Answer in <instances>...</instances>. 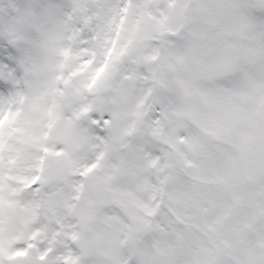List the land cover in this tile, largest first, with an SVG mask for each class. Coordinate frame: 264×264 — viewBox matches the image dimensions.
Wrapping results in <instances>:
<instances>
[{"label": "snow or ice", "instance_id": "1", "mask_svg": "<svg viewBox=\"0 0 264 264\" xmlns=\"http://www.w3.org/2000/svg\"><path fill=\"white\" fill-rule=\"evenodd\" d=\"M0 264H264V0H0Z\"/></svg>", "mask_w": 264, "mask_h": 264}]
</instances>
